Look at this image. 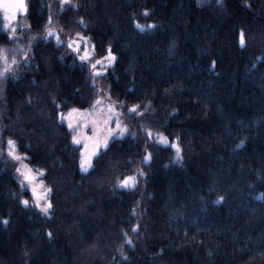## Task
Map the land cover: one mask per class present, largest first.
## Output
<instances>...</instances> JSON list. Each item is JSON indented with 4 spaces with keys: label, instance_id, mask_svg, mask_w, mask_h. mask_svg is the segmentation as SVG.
I'll return each instance as SVG.
<instances>
[{
    "label": "trees",
    "instance_id": "trees-1",
    "mask_svg": "<svg viewBox=\"0 0 264 264\" xmlns=\"http://www.w3.org/2000/svg\"><path fill=\"white\" fill-rule=\"evenodd\" d=\"M26 7L12 36L0 12V264H264V0ZM49 20L64 38H89L96 56L110 50L113 64L91 77L66 44L42 37ZM99 94L129 133L81 172V144L60 115ZM21 160L48 185L47 215L22 203ZM135 167L138 184L117 187Z\"/></svg>",
    "mask_w": 264,
    "mask_h": 264
},
{
    "label": "rangeland",
    "instance_id": "rangeland-1",
    "mask_svg": "<svg viewBox=\"0 0 264 264\" xmlns=\"http://www.w3.org/2000/svg\"><path fill=\"white\" fill-rule=\"evenodd\" d=\"M14 4L15 0H0V12L4 20V27L7 29L8 33L11 36L16 34L18 28L27 27L26 0H24L23 10L17 11L15 7H11V10H9L10 5ZM50 22L51 20H49L47 26L45 27L44 32L42 33V37L51 38L56 43L66 44L67 47L69 42H72L73 48L70 49L68 47V49L74 52L79 59L81 56L86 57V59L83 60L88 63L91 77L94 78V76H96L94 75V73L99 74L101 72H104L113 64L114 60L109 63V61L106 59L109 54V50L101 56H96L94 54L93 43L89 38L83 35H79V37L85 38L83 40H80L78 35L73 38H64L60 31V28L56 26V24ZM49 29L55 33L54 36H47V31ZM57 36L59 37V42L57 41ZM0 54H2V57H0V66H4V55L2 52H0ZM111 55L114 56L112 52ZM97 61H99V63H97ZM92 65H96V67L93 68ZM96 101H101V103L96 104ZM96 101L91 108H70L62 112L60 115L61 121H63L67 125V127L73 131V138L79 141V143L76 144H81V153L83 154L82 158L85 160H87L93 152L97 153L98 151H100V149L105 147L103 145L105 139H107L108 142L113 137H122L114 131L116 129L117 120L120 121L121 126H125L119 115V112L117 111L115 102L112 99L106 97L105 95L103 96L102 94H99ZM110 107L112 109L111 113L109 112ZM70 124L72 125L71 128L69 127ZM110 131H112V134H110ZM127 133L128 131L123 134V136L127 135ZM161 136L165 137L162 134H158V142L160 141ZM165 138L167 139L166 144L172 145L174 143V140H171L168 137ZM98 145L100 146L97 147ZM8 151L12 152L14 155V147H9ZM148 154L149 153H146V156H148ZM93 157L94 155H91V161ZM17 169H20V171L17 172ZM15 174L21 181L24 182L23 184L29 189L31 193V199L27 200L28 204H33L38 209V211L41 212L40 209L43 208L46 204H49L48 185L45 183L43 178H41V171L35 170L34 168L30 167L24 160H21L17 168L15 169ZM127 177L134 178L133 175ZM124 179H122L121 181H123ZM135 183L136 182L133 183L132 181H129L128 187L135 185ZM37 205H39V207H37ZM41 213L44 215L48 214V212Z\"/></svg>",
    "mask_w": 264,
    "mask_h": 264
},
{
    "label": "snow or ice",
    "instance_id": "snow-or-ice-1",
    "mask_svg": "<svg viewBox=\"0 0 264 264\" xmlns=\"http://www.w3.org/2000/svg\"><path fill=\"white\" fill-rule=\"evenodd\" d=\"M65 2H66V0H61V4L65 3ZM220 2H221V0H217V3H220ZM11 7H15L17 11L23 10V9H24V0H15V4H14V5H10L9 10H11ZM143 14H144L145 16L148 15L147 11H145ZM50 19H51V18H50ZM80 22L83 23L82 20H81ZM136 26H137L138 28L141 27L140 25H136ZM147 27L152 28V27H154V25H148ZM54 35H55V33H54L53 31H51L50 29L47 31V36L51 37V36H54ZM77 35H78V37H79V34H77ZM11 38L14 39L15 37H11ZM79 39H80V40H83V39H85V38H83V37H79ZM57 41L59 42V37H58V36H57ZM239 42H240V45L243 47L244 44H245V38H244V33H243V32L240 33V41H239ZM68 47H69L70 49L73 48V43H72V42H69ZM0 57H2V54H0ZM80 59L83 60V59H86V57L81 56ZM106 59L109 61V63H111V61L115 60V57L111 55V51H110V50H109V54H108V56L106 57ZM13 63H15V61H13ZM97 63H99V61H97ZM92 67L95 68L96 65H92ZM6 71H10V69H6ZM0 75H2V73H0ZM94 75H98V73H94ZM99 103H101V101H96V104H99ZM146 107H147V106H146ZM138 108H139L138 105H134V106H132L131 108H129L128 111H129L130 113H133V114L138 115V116L143 115V113H140V112L138 111ZM109 112H110V113L112 112L111 107L109 108ZM61 118H63V117H61ZM69 127L71 128L72 125L70 124ZM114 131L117 132L120 136H123V134H125V133L128 131V129H127L126 126H121L120 121L117 120V121H116V129H115ZM110 134H112V131H110ZM148 136H149V138H151V132L148 133ZM73 142H74V143H79V141L75 140V138H73ZM159 142H161V143H165V144H166V143H167V139H166L165 137H162V136H161ZM8 144H9L10 147H14V142H13V141L9 140V141H8ZM103 145H104V146H107V139H105V141L103 142ZM99 146H100V145H98L97 147H99ZM172 147H176V145L173 144ZM238 147H239V145H238ZM177 152H179V148H177ZM95 154H96V153L93 152L91 155H95ZM9 155L12 156V158L15 159V160H19V159H21V157L16 156V155H13L12 152H9ZM82 155H83V154H82ZM91 155L89 156V158H88L87 160H85V159H83V158L81 159L80 167H81V170H82V171H85V172H86V171L88 170V168H90V167L93 166V165H92V161H91ZM148 159H149L148 156H145V157H144V160H145V161H147ZM19 171H20V169H17V172H19ZM140 174L143 175V173H140ZM129 181H132L133 183L135 182L133 177H126L123 181H121V182L117 185V187H128V186H129ZM221 199H223V198L221 197ZM22 203L25 204V205H27V204H28V201H27V200H24V201H22ZM37 207H39V205H37ZM50 207H51L50 204H46V205H45L43 208H41L40 210H41V212L47 213ZM3 223L7 224V221H3ZM136 230H137V229H136L135 227L132 229V231H136ZM125 235H126V234H125ZM49 236H51V233H49ZM125 243L131 245V244H132V241H131L130 239H127V236H126V238H125ZM124 259H127V258L124 257Z\"/></svg>",
    "mask_w": 264,
    "mask_h": 264
},
{
    "label": "bare ground",
    "instance_id": "bare-ground-1",
    "mask_svg": "<svg viewBox=\"0 0 264 264\" xmlns=\"http://www.w3.org/2000/svg\"><path fill=\"white\" fill-rule=\"evenodd\" d=\"M101 73H103V72H101ZM128 133H129V131H128ZM127 133V134H128ZM140 167H135V171L134 172H132V173H130V174H126L125 176H124V178L125 177H127V176H130V175H133L134 176V179H135V185H137L138 184V181H139V179H140V173H143V176H145L146 174H145V172L143 171V170H141V169H139ZM79 170L81 171V172H85V171H82L81 170V168H79ZM123 178V179H124ZM135 185H133V186H131V187H121V188H133ZM65 186V188H67V186H66V184L64 185ZM59 188H61V185H60V187ZM62 189V188H61ZM69 196H71V198H72V200H69V197L68 196H66L65 197V199H66V201H68L70 204H72V202L73 201H75V200H77V199H81L79 196H76V195H69ZM26 218V217H25ZM27 219V218H26ZM17 225H19V224H17ZM101 264V262H98V263H96V264Z\"/></svg>",
    "mask_w": 264,
    "mask_h": 264
}]
</instances>
